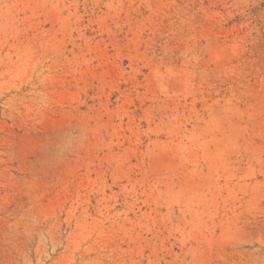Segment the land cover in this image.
I'll use <instances>...</instances> for the list:
<instances>
[{
	"label": "rangeland",
	"instance_id": "1",
	"mask_svg": "<svg viewBox=\"0 0 264 264\" xmlns=\"http://www.w3.org/2000/svg\"><path fill=\"white\" fill-rule=\"evenodd\" d=\"M0 264H264V0H0Z\"/></svg>",
	"mask_w": 264,
	"mask_h": 264
}]
</instances>
